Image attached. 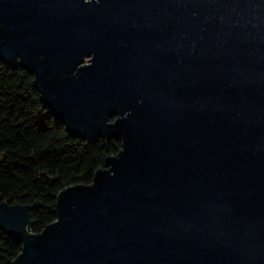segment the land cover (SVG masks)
Wrapping results in <instances>:
<instances>
[{
	"label": "water",
	"instance_id": "water-1",
	"mask_svg": "<svg viewBox=\"0 0 264 264\" xmlns=\"http://www.w3.org/2000/svg\"><path fill=\"white\" fill-rule=\"evenodd\" d=\"M0 61L120 142L39 234L0 202L11 264H264V0H0Z\"/></svg>",
	"mask_w": 264,
	"mask_h": 264
},
{
	"label": "trees",
	"instance_id": "trees-1",
	"mask_svg": "<svg viewBox=\"0 0 264 264\" xmlns=\"http://www.w3.org/2000/svg\"><path fill=\"white\" fill-rule=\"evenodd\" d=\"M120 142L71 137L43 108L28 71L0 61V202L38 205L29 232L39 234L56 221L58 194L90 185ZM21 244L0 230V264H11Z\"/></svg>",
	"mask_w": 264,
	"mask_h": 264
}]
</instances>
